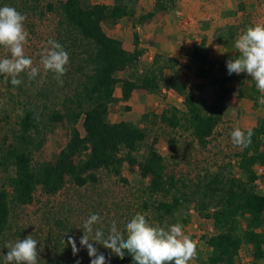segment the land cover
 <instances>
[{"label":"rangeland","instance_id":"1","mask_svg":"<svg viewBox=\"0 0 264 264\" xmlns=\"http://www.w3.org/2000/svg\"><path fill=\"white\" fill-rule=\"evenodd\" d=\"M59 1L0 0V7H13L26 17L24 27L28 38L24 52L32 58V66L40 69L35 80L29 79L27 72L22 73L19 78L23 83L19 87H13L9 77L0 75V188H5L9 194L8 179L13 171L11 166L3 165L2 160L5 150L18 134L19 119L25 110L37 112L45 125H40L36 135L42 139V146L34 151L33 160L37 163L51 161L68 141L71 125L64 121L51 126L46 118L54 110H61L65 100L75 93L83 78L76 72L77 68L83 66V72L88 71L81 61L82 42L76 41L73 30L59 26ZM120 1L127 6L130 15L116 22H105L102 28L108 36L120 40L125 50L141 53L116 77L121 81L134 80L152 68L157 71L163 66L164 69L154 92L136 89L128 101L121 99V84H117L108 119L112 123L129 122L145 130V142L132 155L142 162L148 148H155L163 158L166 176L174 179L176 195H185L187 201L178 207L174 216L159 220L161 213L157 212V217L155 208L159 202H171V197L166 199L150 193L149 178L141 176L138 166L129 167L127 163L123 164L119 177L101 170L96 174L97 181L84 187L67 184L53 196L44 195L37 189L29 205L10 202L8 221L0 233V260L8 251L7 245L31 234L39 241L38 263L48 258H62L64 264H90L87 249L79 244L87 217L99 213L102 222L96 227L103 226L107 231L115 219L126 231L124 222L140 212L156 225L180 223L184 233L196 243V256L190 264H208L210 248L205 238L218 230L206 215L215 210L212 205L215 201L203 200L207 211L201 216L194 202L198 195L193 194L197 192V186L201 189V183L215 175L226 180L247 181L238 167L242 147L233 143L231 133L237 127L247 131L264 120V106L258 103L264 93L257 90L247 73L228 75L226 61L238 55L234 42L247 27L264 24V0H191L190 6L194 9L186 6L187 0H164V10L154 9L155 0ZM49 3L55 6L54 11L46 10ZM82 3L113 5L115 0H82ZM197 6L203 10L209 8V13L212 6L216 9L219 6L218 11L226 13V22L219 25L215 19V23L209 25L202 19L205 18L204 11L198 12ZM150 13L151 17L148 16ZM134 35L138 38L136 46ZM49 40L58 41L69 55L62 83L40 63ZM9 56L10 52L0 47V59ZM215 79L219 81L215 83ZM175 86H181L204 113L218 95L225 98L226 109L221 122L204 146L198 144L186 126L184 95L177 92ZM165 112L167 116L175 112L179 119L177 127L161 120V114ZM81 122L79 120L75 128L82 134ZM254 171L256 180L252 188L264 195V170L255 165ZM262 220L257 231L264 242V215ZM245 226L246 220H240L236 232L241 233ZM69 238L75 240L78 252H73ZM95 246L105 251L111 264H134L130 255L121 257L111 246L107 249L100 244ZM235 264H264V256L255 259L251 246L243 243Z\"/></svg>","mask_w":264,"mask_h":264},{"label":"trees","instance_id":"2","mask_svg":"<svg viewBox=\"0 0 264 264\" xmlns=\"http://www.w3.org/2000/svg\"><path fill=\"white\" fill-rule=\"evenodd\" d=\"M163 1L155 0L154 9L164 10ZM58 8L61 17L59 26L73 30L77 36L76 41L82 42L81 61L86 64L88 71L83 72V66L77 68L76 72L83 78L75 93L65 100L61 110H54L46 118L51 126L64 121L71 125L68 141L51 161L37 163L33 160L34 151L42 146V139L36 135L40 125H45L37 112L34 109L25 110L19 119L18 134L5 150L2 160L3 165L12 167L13 175L8 179L11 194L5 188H0V233L8 221L10 202L29 205L37 189L44 195L53 196L67 184L84 187L96 182V174L101 170L119 177L124 163L129 167L138 166L141 176L149 178L150 193L166 199L167 196L171 197V202H159L155 208L156 213H161H157L159 220L174 216L178 207L187 200L183 194L176 195L174 179L166 176L163 158L152 146L148 148L142 162L132 155L145 142V130L129 122L112 123L108 119L109 107L115 101L114 88L117 84H121L123 101H128L136 89L154 92L158 88L163 66L157 68V71L152 68L134 80L121 81L116 77L118 72L131 66L141 53L125 50L120 40L108 36L102 28L105 22H116L130 15L123 1L115 0L113 5H108L84 4L82 0H60ZM46 10L54 11L55 6L49 3ZM133 43L135 46L138 44L136 35L133 36ZM199 58L204 63L203 58ZM218 81L214 80L215 83ZM174 88L184 95L188 130L198 144L204 146L221 122L226 109L224 96L218 95L204 113L181 86ZM167 115V112L162 113L161 120L177 127L179 119L175 112ZM79 120H82V134L75 128ZM252 130L254 134L250 145L242 147L238 155V167L247 181L226 180L215 175L201 183V189L197 186V192L193 194L198 195L194 202L201 216L207 211L203 200L215 201L212 204L215 210L206 215L218 230L216 234L205 238L210 248L208 264H235L243 243L251 246L255 259L264 256L263 238L257 231L263 222L264 195L252 188L256 180L254 166L258 165L264 170V120ZM123 151L125 154H122ZM240 220H246L241 233L236 232V224ZM64 263L62 258H48L38 264Z\"/></svg>","mask_w":264,"mask_h":264},{"label":"clouds","instance_id":"3","mask_svg":"<svg viewBox=\"0 0 264 264\" xmlns=\"http://www.w3.org/2000/svg\"><path fill=\"white\" fill-rule=\"evenodd\" d=\"M26 17L15 8L0 7V47L10 52V56L0 59V75L10 78L13 87H19L23 81L19 78L27 72L28 78L35 80L40 74L38 67H33V60L26 56L24 46L28 32L25 30ZM49 47L41 54L40 63L46 72H51L58 82L62 83L69 63V55L63 46L55 40H49ZM234 48L238 55L226 61L228 75L247 73L255 82V87L264 93V24L257 23L247 27L235 40ZM264 106V96L258 99ZM253 130L235 128L231 133L233 143L238 147H248ZM102 222L99 213H91L83 222V235L79 244L87 249L90 264H111L104 249L111 246L119 256L126 252L134 264H190L196 256V243L184 233L180 223L156 225L151 223L140 212L135 213L124 222V230L113 219L110 227H96ZM39 241L31 234L14 244L7 245V253L3 254L0 264H38L37 245ZM74 253L79 249L75 240L69 238Z\"/></svg>","mask_w":264,"mask_h":264},{"label":"crops","instance_id":"4","mask_svg":"<svg viewBox=\"0 0 264 264\" xmlns=\"http://www.w3.org/2000/svg\"><path fill=\"white\" fill-rule=\"evenodd\" d=\"M190 1L191 0H187V2H186V6L188 7V8H192V9H194V7L193 6H190ZM208 1V0H207ZM215 6H212V8H211V12L209 13V8L207 9L206 7H205V9L203 10L202 8H199L198 6H197V11L198 12H200V13H202L203 11V13H204V17L205 18H202L204 21H208L209 22V25H212L213 23H215V19H216V21L217 22H219L218 24L220 25V23H225L226 22V13H225V11H218V10H220V7L219 6H217V8L218 9H216V8H214ZM207 9V10H206ZM212 9H214L213 11H212ZM217 10V11H216ZM213 15H215V16H213ZM223 21H225V22H223ZM228 22V21H227Z\"/></svg>","mask_w":264,"mask_h":264}]
</instances>
